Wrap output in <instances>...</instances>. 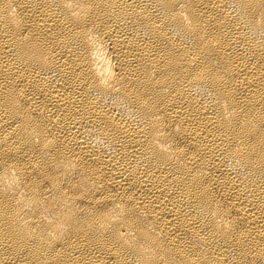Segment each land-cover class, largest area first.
<instances>
[{"label":"bare ground","instance_id":"bare-ground-1","mask_svg":"<svg viewBox=\"0 0 264 264\" xmlns=\"http://www.w3.org/2000/svg\"><path fill=\"white\" fill-rule=\"evenodd\" d=\"M0 264H264V0H0Z\"/></svg>","mask_w":264,"mask_h":264}]
</instances>
